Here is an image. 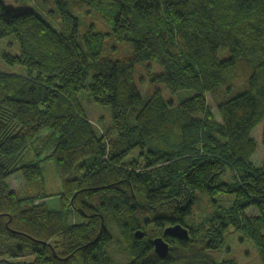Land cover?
<instances>
[{
  "label": "trees",
  "instance_id": "1",
  "mask_svg": "<svg viewBox=\"0 0 264 264\" xmlns=\"http://www.w3.org/2000/svg\"><path fill=\"white\" fill-rule=\"evenodd\" d=\"M53 3L48 13L60 19L59 30L36 11L0 0V42L12 37L18 47L16 55L6 44L0 65L25 71L0 69V264H113L105 251L110 245L129 255L125 264H180L176 250H218L229 228L253 242L264 264V158L259 167L251 162V133L264 121V0ZM72 5L95 13L110 34L91 25L80 37ZM105 37L131 44L130 56H103ZM136 67L169 96L192 95L174 103L154 89L143 99ZM84 90L92 104L110 111L104 136L83 110ZM208 93L220 97L221 122L207 107ZM36 144L52 149L62 178L55 212L34 204L50 196L21 199L6 182L15 174L25 187L41 180L40 162H24ZM225 166L233 183L220 181ZM198 193L231 194L235 201L224 208L213 200L216 209L205 222L186 221ZM26 201L32 206L23 209ZM76 216L83 222L75 223ZM176 225L188 229L189 240L171 239L168 256L159 259L152 241ZM197 225L199 242L192 238ZM194 263L215 264L200 252Z\"/></svg>",
  "mask_w": 264,
  "mask_h": 264
},
{
  "label": "rangeland",
  "instance_id": "2",
  "mask_svg": "<svg viewBox=\"0 0 264 264\" xmlns=\"http://www.w3.org/2000/svg\"><path fill=\"white\" fill-rule=\"evenodd\" d=\"M7 8L14 10H34L40 16H42L51 26L52 28L59 30L60 19L57 16H50L48 12L55 10V5L53 0H2ZM86 8L80 5H72L69 8V13L73 15L78 21V34L79 36H83V34L87 31L89 26H93L97 33L106 35L110 34L109 27L95 15V13L88 14L86 13ZM80 42L81 39L79 38ZM11 43L12 48L10 51L13 54H18V47L16 42L12 37H8L3 39L0 42V51L5 49V45ZM132 52L131 44L129 43H119L116 42L112 37H105L104 46L102 49V55L107 56L111 60H122L128 56H130ZM138 67V66H137ZM135 68V85L138 88L143 99L149 98L154 89L161 90L165 99L172 100L174 103L182 102L187 99L189 95L192 93L184 91L174 96H169L168 92L159 85H152L148 83L147 79V71L143 67ZM0 69L10 73L15 74V72L24 73V69L22 68H10L4 65H0ZM158 71L156 68H153L150 72ZM90 81V78L87 82ZM233 91V89H232ZM211 94H206V104L211 113L213 114L216 121L221 122V119L218 114V103L220 102V97L214 96ZM80 100L83 107V110L88 118V120L92 123V126L100 133L101 136H104L103 129L108 130L111 126L110 119V111L106 107H98L92 104L89 101L87 91L84 90L80 93ZM169 97V98H168ZM48 131H45L46 134ZM251 138L256 143V151L251 158V162L254 166L259 167L264 158V121L257 126L254 131L251 133ZM36 150H29V154L25 157L24 162H40L41 169V180H38L31 185L25 187L24 180L20 174H15L10 177L6 182L11 190H14L18 198H29L39 195H47L50 196L48 199L40 201L38 203H46L49 206V209L53 212L57 211L60 206L59 193L62 190V178L58 172L57 166L53 160V158H49L51 155V148L46 149L45 151H40L38 144L34 147ZM137 152L135 151L133 154L129 155L126 162H130L134 160V156ZM126 169L130 170L129 166ZM78 173L76 170L72 171L68 175V179H73L76 177ZM220 181L224 183H233V171L225 166L224 172L220 177ZM213 200L217 202V204L221 207L228 208L234 204L235 198L234 195L231 194H218L215 197H209L205 193H198L196 195V201L193 205L190 214L186 218V221L189 220L191 222L190 217L193 220H196L197 223L205 222V219L212 212V207L216 209L215 204H213ZM35 202V201H34ZM32 205L30 201H26L22 203L23 209H28ZM250 213V212H249ZM73 218L71 221H73ZM75 223L83 222V219L76 216L74 218ZM190 223H188L189 225ZM193 225V224H191ZM199 225V224H198ZM197 225V226H198ZM113 236L117 234V229L111 223L108 225ZM200 227L195 229L196 234L192 236L197 242L200 241L198 238L200 235ZM150 230V228H149ZM153 230L148 232L149 234L153 233ZM210 234H212V230L208 228ZM202 253L208 259H210L215 264H221L224 262H232L234 264H261V261L257 255L255 246L253 242L245 236V234L241 231H237L233 228H229L224 235V243L222 247L215 251H205L203 246H197V248H187V252H178L177 250L174 252V255L178 253V259L183 258V261H178L180 264H196L194 263V257L196 256V252ZM106 253H108L112 259L113 264H125L128 262L129 255L127 253L126 256H123L117 252V248L115 246L105 247ZM174 260V259H173ZM175 261V260H174Z\"/></svg>",
  "mask_w": 264,
  "mask_h": 264
},
{
  "label": "water",
  "instance_id": "3",
  "mask_svg": "<svg viewBox=\"0 0 264 264\" xmlns=\"http://www.w3.org/2000/svg\"><path fill=\"white\" fill-rule=\"evenodd\" d=\"M163 236H168L172 239H176L179 241H188L189 240V232L188 229H185L181 225L171 226L165 228L163 232ZM134 237L136 240H141L144 235L142 231H136L134 233ZM153 249L155 254L160 258H165L169 253V245L163 239V237L155 238L152 241Z\"/></svg>",
  "mask_w": 264,
  "mask_h": 264
},
{
  "label": "flooded vegetation",
  "instance_id": "4",
  "mask_svg": "<svg viewBox=\"0 0 264 264\" xmlns=\"http://www.w3.org/2000/svg\"><path fill=\"white\" fill-rule=\"evenodd\" d=\"M169 227H171V226H169ZM165 228H167V227H165ZM165 228L164 229H162V233H161V235H160V237H163V239H164V241L166 242V243H168V245H169V241L172 239V238H170V237H168V236H163V232H164V230H165ZM144 235V234H143ZM156 238H159V237H156ZM173 240H176V239H173ZM179 241V240H178ZM168 256V255H167ZM166 256V257H167ZM160 259V258H159ZM164 259V258H163Z\"/></svg>",
  "mask_w": 264,
  "mask_h": 264
},
{
  "label": "crops",
  "instance_id": "5",
  "mask_svg": "<svg viewBox=\"0 0 264 264\" xmlns=\"http://www.w3.org/2000/svg\"><path fill=\"white\" fill-rule=\"evenodd\" d=\"M10 191L14 192V190H11V189H10ZM38 202L36 201V202H34V204L37 205V204H39Z\"/></svg>",
  "mask_w": 264,
  "mask_h": 264
}]
</instances>
